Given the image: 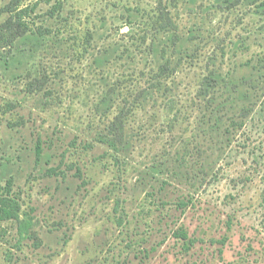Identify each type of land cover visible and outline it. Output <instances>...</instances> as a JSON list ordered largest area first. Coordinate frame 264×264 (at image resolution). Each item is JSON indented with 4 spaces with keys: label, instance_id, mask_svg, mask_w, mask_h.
<instances>
[{
    "label": "rangeland",
    "instance_id": "obj_1",
    "mask_svg": "<svg viewBox=\"0 0 264 264\" xmlns=\"http://www.w3.org/2000/svg\"><path fill=\"white\" fill-rule=\"evenodd\" d=\"M20 13L0 264H264V0H0V28Z\"/></svg>",
    "mask_w": 264,
    "mask_h": 264
},
{
    "label": "trees",
    "instance_id": "obj_2",
    "mask_svg": "<svg viewBox=\"0 0 264 264\" xmlns=\"http://www.w3.org/2000/svg\"><path fill=\"white\" fill-rule=\"evenodd\" d=\"M22 13L19 14L18 16V23L14 24L13 23V19L6 21L4 23V25L0 28V44L1 42H15L16 40L20 39V38H25L27 37V33H24L23 35L21 34H16L14 31L15 27H22L24 25V17L21 16ZM7 32H10V34L12 35L13 38H11V36H6L5 34ZM41 32V31H39ZM37 35L39 36H43L42 33H38ZM208 81V85L207 88L209 87H213L215 89V86L212 85L214 83L213 78L209 77L206 78ZM206 88V87H205ZM119 117H118V121H119ZM121 129L123 131V125L121 123ZM116 141H118V139H115ZM115 140H106V143L109 144L110 146H114V142H116ZM120 143L123 144V138L122 135L119 137ZM21 206L19 204V202L17 201V199L13 196V181L10 180L8 182H6L5 185H3L2 183H0V224L6 221H12V220H16L20 223V225L23 224V221H21ZM182 239H187V235L185 233L182 234Z\"/></svg>",
    "mask_w": 264,
    "mask_h": 264
}]
</instances>
